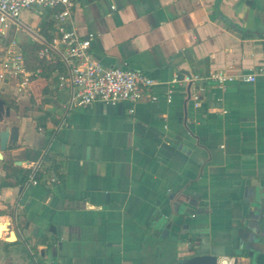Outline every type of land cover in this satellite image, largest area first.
<instances>
[{
	"label": "crops",
	"instance_id": "0c3cea01",
	"mask_svg": "<svg viewBox=\"0 0 264 264\" xmlns=\"http://www.w3.org/2000/svg\"><path fill=\"white\" fill-rule=\"evenodd\" d=\"M52 13L19 16L11 36L36 42L33 28ZM72 20L92 34L94 59L142 70L158 82L150 89L158 98L63 111L56 76L19 93L0 82L9 107L0 129L18 127L16 145L1 151L0 183L5 161L36 162L26 149H47L58 162L53 182L43 174L0 186L8 223L0 240L10 242L0 243V264H179L195 254L264 264L263 242L247 229L254 212L264 231V0H75ZM213 70L255 79L224 91L206 82L198 107L188 86L173 85L165 100L173 76Z\"/></svg>",
	"mask_w": 264,
	"mask_h": 264
},
{
	"label": "built area",
	"instance_id": "2783aa9c",
	"mask_svg": "<svg viewBox=\"0 0 264 264\" xmlns=\"http://www.w3.org/2000/svg\"><path fill=\"white\" fill-rule=\"evenodd\" d=\"M75 0H0V82L13 85L16 92H27L35 76L40 72L28 70L24 63L20 42L10 32L20 27L19 16L22 10L37 6L53 10L54 28L49 39L40 28H33L31 38L40 44L38 56L46 60H58L64 71L56 75L54 88L66 89L67 94L60 103L63 111L85 106L98 101L115 104L120 101L135 102L140 99L157 100L158 96L150 89L158 82L140 69L119 66H104L94 59L90 50L91 33L81 35L72 20V8ZM254 73L233 75L225 70H213L205 77L196 74L175 75L168 81L164 98L171 101L173 85L188 88V96L193 107L200 106L206 90V82L213 84L219 91L236 80L253 81ZM195 88L190 91V86ZM217 99H220L219 97ZM210 111L225 112L224 109L210 107ZM39 161L30 164L29 178ZM49 182L55 179L48 178ZM216 264H235V257L221 255Z\"/></svg>",
	"mask_w": 264,
	"mask_h": 264
},
{
	"label": "trees",
	"instance_id": "16d2710c",
	"mask_svg": "<svg viewBox=\"0 0 264 264\" xmlns=\"http://www.w3.org/2000/svg\"><path fill=\"white\" fill-rule=\"evenodd\" d=\"M39 28L40 33L46 38L49 39L51 36V32L54 28V23L51 19L48 20H41L39 22ZM21 50L24 58L25 66L28 70L34 71L36 69H39L40 72L35 76L36 78H41L45 81V83H48L49 81L53 80L55 76L61 72L64 71V66L61 62L58 60L50 59L46 60L44 58H41L38 56V50L40 48V44L37 42H30V41H24L20 43ZM42 91L46 92V85L42 87ZM45 118L43 116H40V118L37 120V127L44 128L45 125ZM25 156L27 159L31 161H39V166L36 168V170L33 171L32 179H34L36 182H39L41 180V177L43 174H48L50 176V170H53L55 173L57 171L58 162H56L54 155L50 153L47 149L44 151H41L39 149H26ZM49 161V165L42 167V163ZM3 168L5 169L6 176L5 180L0 183V186L10 185L12 182L8 181V177H13L16 179L14 183H17L19 185H23V183L30 180L29 173L31 171L30 168H19L18 166L12 165L11 160H7L3 163ZM0 243L7 247L10 242L0 240ZM163 260H166V257L163 256ZM160 262V261H158ZM177 262V259H173L172 262H169L170 264H175ZM149 264H155L154 261H149Z\"/></svg>",
	"mask_w": 264,
	"mask_h": 264
},
{
	"label": "water",
	"instance_id": "95a60500",
	"mask_svg": "<svg viewBox=\"0 0 264 264\" xmlns=\"http://www.w3.org/2000/svg\"><path fill=\"white\" fill-rule=\"evenodd\" d=\"M9 116V107L4 104L3 99L0 98V120L3 117ZM18 138V127L16 125L5 126L0 129V158L2 157L1 151L5 150L7 146L16 145ZM251 218V219H250ZM248 220L247 229L249 231V239L257 238L263 242L260 247H257L258 250H264V231L262 227L258 226L257 221L255 220V213L253 212ZM1 225V224H0ZM8 230V223L5 224L1 232ZM9 234H12L11 232ZM7 240V238H5ZM216 255L213 254H195L188 258H185L179 264H216Z\"/></svg>",
	"mask_w": 264,
	"mask_h": 264
},
{
	"label": "rangeland",
	"instance_id": "374dc122",
	"mask_svg": "<svg viewBox=\"0 0 264 264\" xmlns=\"http://www.w3.org/2000/svg\"><path fill=\"white\" fill-rule=\"evenodd\" d=\"M38 9H39V7H37V6H33V7L30 8L29 11H27V10H23V11L21 12V14H20L21 19H22V20H26V19H28L29 17L37 16V15H38ZM45 17H46V16H45ZM36 20H37V18L34 19V21H36ZM36 25H37V27H39V24H36ZM36 25H35V26H36ZM37 27H35V28H37ZM4 234H5V233H4ZM0 250H2V249H1V245H0Z\"/></svg>",
	"mask_w": 264,
	"mask_h": 264
},
{
	"label": "bare ground",
	"instance_id": "6f19581e",
	"mask_svg": "<svg viewBox=\"0 0 264 264\" xmlns=\"http://www.w3.org/2000/svg\"><path fill=\"white\" fill-rule=\"evenodd\" d=\"M0 224H1L0 225V236H1V233H2L1 231L4 228L6 222H3V219H0ZM6 238H7V240H12L13 239V234L7 235Z\"/></svg>",
	"mask_w": 264,
	"mask_h": 264
}]
</instances>
